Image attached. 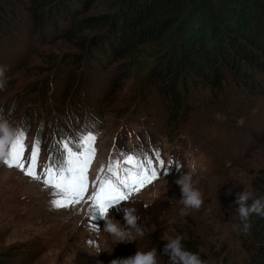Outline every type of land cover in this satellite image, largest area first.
<instances>
[{"label":"rangeland","instance_id":"obj_1","mask_svg":"<svg viewBox=\"0 0 264 264\" xmlns=\"http://www.w3.org/2000/svg\"><path fill=\"white\" fill-rule=\"evenodd\" d=\"M117 4L96 0L81 16L112 13ZM206 5L229 26L264 43V14L247 0H206ZM0 6L4 12L0 116L16 131H24L25 157H30L39 137L36 171L40 173L50 163L59 165L61 152L67 151L65 140L75 151L69 138L86 130L96 135L87 191L80 203L67 207L53 206L62 199L54 187L2 163L8 158V145L6 158L0 159V257L8 264H111L136 250L155 248L157 264H168L163 239L179 234L185 237V248L199 253L206 264H264V235L251 226L248 232L241 231L233 203L243 190L256 198L264 196V92L237 84L229 74L217 89L186 82L184 109L172 121L163 100L145 80L155 57L174 41L172 31L159 41L142 44L127 63L129 56L106 59L91 46L74 43L95 42L103 34L100 28L82 29L68 40L62 31L68 26L65 15L46 14L37 26L15 0ZM69 56L78 59L76 66L69 65ZM242 67L264 85L260 73ZM122 68L126 77L118 79L115 72ZM74 70L77 79L68 83ZM157 149L164 168L111 210L123 225L120 209L135 207L145 236L117 243L106 233L98 234L93 226L102 230L104 221L98 211H90L89 197L96 190L93 185L99 186L97 175L107 172L110 156L119 160V150H127L155 160L152 154ZM189 161L197 164L196 187L204 202L199 210L181 216L176 165L188 171ZM153 190L159 191L158 199L151 198Z\"/></svg>","mask_w":264,"mask_h":264},{"label":"trees","instance_id":"obj_2","mask_svg":"<svg viewBox=\"0 0 264 264\" xmlns=\"http://www.w3.org/2000/svg\"><path fill=\"white\" fill-rule=\"evenodd\" d=\"M95 1L15 0L29 12L37 26L46 14L65 15L68 26L62 31L68 40H74L75 34L82 29L100 28L103 34L101 38L93 39L95 42L85 45L78 40L74 43L79 47L84 45V48L91 46L97 55L106 54V59L129 56L128 63L142 44L159 41L172 31L174 41L155 57L145 77L163 100L172 121L184 109L186 82L217 89L224 75L229 74L237 84L264 92V85L242 67L244 65L264 77V43L229 26L221 16L209 10L206 0H117L116 10L112 13L81 16ZM247 1L264 14V0ZM0 15H4L1 6ZM66 60L70 66L78 63L73 56ZM122 70L116 71L115 77H126L127 73ZM74 72L69 74L68 83L76 81ZM248 223L264 235V217L253 214ZM4 259L0 257V264H8Z\"/></svg>","mask_w":264,"mask_h":264},{"label":"snow or ice","instance_id":"obj_3","mask_svg":"<svg viewBox=\"0 0 264 264\" xmlns=\"http://www.w3.org/2000/svg\"><path fill=\"white\" fill-rule=\"evenodd\" d=\"M69 139L75 144V151L68 147V141L65 140L64 146L67 151L61 152L59 165L50 163L37 173L39 137L33 144L30 157H25L24 131L17 130L8 147V158L2 163L10 168H18L26 176L54 187L56 194L62 197L53 202L54 207L78 204L83 200L84 192L87 191V169L95 155L96 135L93 131L86 130L78 137ZM119 151V160L114 155L110 156L107 172L103 177L97 175L99 186L93 185L96 190L89 197L90 211L93 213L98 211L101 215L111 206L120 204L128 198V193L134 189L138 190L146 182L155 179L158 169L164 168V161L160 158L158 149L152 154L155 160L148 154H129L127 150ZM100 171L104 172L103 166ZM93 227L98 228L95 225Z\"/></svg>","mask_w":264,"mask_h":264},{"label":"clouds","instance_id":"obj_4","mask_svg":"<svg viewBox=\"0 0 264 264\" xmlns=\"http://www.w3.org/2000/svg\"><path fill=\"white\" fill-rule=\"evenodd\" d=\"M4 68L0 67V88L4 87ZM15 128L9 123L7 119L0 116V159L7 156L5 149L8 147L15 135ZM178 176L175 183L179 186L181 196L178 202L182 205L180 210L181 216H187L188 210H199L203 204V193L200 191L196 184L199 180L196 179L197 164L195 161H189V170L184 171L183 165L177 163ZM159 191L153 190L150 196L153 200L159 198ZM237 205V212L242 224L241 231L248 232L250 230L249 218L256 214L264 217V196L254 197L252 191L243 190L236 193L235 201ZM115 206V205H114ZM111 206L107 211L101 214V219L104 221L103 229H96V232L106 233L112 236L118 242H132L136 237L143 238L145 236L143 229L140 227L138 221L140 217L136 214L135 207L124 206L120 209L123 213V225L111 215ZM147 207V205H145ZM240 227V225H237ZM185 239L183 235L177 234L175 237L163 239L167 241L164 245L163 253L168 256V264H206L199 253L187 250L182 243ZM97 254L102 252L99 244L95 245ZM157 250L135 251V253L127 258L113 259L111 264H157Z\"/></svg>","mask_w":264,"mask_h":264}]
</instances>
